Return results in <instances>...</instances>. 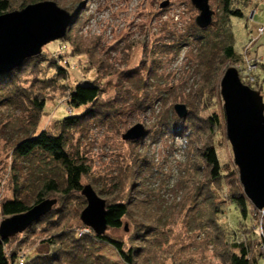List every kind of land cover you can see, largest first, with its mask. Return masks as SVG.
Listing matches in <instances>:
<instances>
[{"label":"rangeland","instance_id":"obj_1","mask_svg":"<svg viewBox=\"0 0 264 264\" xmlns=\"http://www.w3.org/2000/svg\"><path fill=\"white\" fill-rule=\"evenodd\" d=\"M11 1L15 10L31 4L25 0L26 5L16 9L19 0ZM163 1L166 0L55 2L70 12L74 20L66 34L68 41L64 37L42 48L40 55L48 64L45 63L40 76L53 77L54 71L48 66L59 61L57 64L66 69L67 79L54 88H26L33 91V95H41L45 101L35 135L43 130L55 133V127L64 117L78 115L87 109L72 110L68 106L69 93L79 82L99 84L104 91L103 101L114 98L117 88H123L117 116L106 122L97 120L87 129L74 132L69 143L70 150L78 153L89 167L82 185H90L108 204L121 202L129 206L131 216L123 219L121 228L107 230L106 235L126 242L134 218L142 223V228H156L153 235L150 233L147 237L152 245H147L141 264H220L210 235L189 226L188 216L197 204L203 209L202 199L197 194L208 179L200 159V151L206 146L215 147L223 167L221 190L215 193V206L218 205L222 212L221 216L215 217L219 219L220 230L227 226L223 213L226 212L227 195L239 191L234 185L238 171L226 137L219 87L224 71L234 66L224 63L208 83L202 72L194 74L199 43L188 35L192 33L191 26L195 24L198 12L190 0H169L168 6L161 9L159 5ZM256 2L243 18L231 19V31L234 50L246 62L240 64V67H246L243 74H248L249 81H253L254 90L260 92L261 89L264 103V34L259 36L257 33V28L264 25V0ZM209 5L214 11V21L221 14L219 0H209ZM180 35L184 44L173 45V38ZM168 48L173 52L168 54ZM253 62H256L255 66ZM125 72L133 74V81L124 75ZM257 81L260 89L255 86ZM142 88H149L148 92L162 91L151 109L143 110L138 105L145 96ZM202 91L206 92L205 97ZM136 99L138 102L135 103ZM177 103L184 104L188 116L189 113L192 115L185 124L173 112ZM19 111L0 107V203L14 194H22L31 204L43 180L53 172L56 177L62 176L59 167L53 166L52 170L46 165L47 158L21 161L14 156L13 145L23 137L19 128L26 123L25 116ZM215 116L218 123L209 128L206 120ZM138 123L144 126L146 136L137 143L123 141L122 134ZM179 125L187 132H179ZM43 199L56 200L51 211L62 210L60 214L65 211L68 214L59 227L47 230L49 233L37 229L35 235L30 234L32 230L17 235L16 248L21 251L24 264L37 256L54 254L56 247L47 244L49 236L70 230L77 231L78 235L85 233L84 228H87L79 220L86 201L81 204L72 196L64 198L57 193L46 194ZM223 200H226L225 206L220 205ZM3 219L0 215V222ZM237 232V241L249 246L251 258L264 264V241L261 245L264 210L249 207L246 224H242ZM92 246L108 261L124 264L110 245L92 240Z\"/></svg>","mask_w":264,"mask_h":264},{"label":"trees","instance_id":"obj_2","mask_svg":"<svg viewBox=\"0 0 264 264\" xmlns=\"http://www.w3.org/2000/svg\"><path fill=\"white\" fill-rule=\"evenodd\" d=\"M24 1L19 0V5L16 9L24 7L26 5L23 3ZM27 1H29L28 3L34 4L45 0ZM49 1L58 2L59 0ZM256 1L219 0L220 17L212 21V24L206 29H199L195 24L191 26L192 33L188 37H192L193 41L199 43L195 55L194 74L202 72L203 77L205 76L206 83L211 78H214V75L218 74L224 63L229 62L237 69L241 82L254 90L255 87L252 85L253 81H249L248 74H243L246 67H240V64H246V62L234 50L231 19L243 18L244 13L256 5ZM14 10L15 6L12 5L11 0H0V15ZM253 11H255V8ZM66 41H68L67 38ZM178 42L179 44H184L181 35L173 38V45H177ZM172 52L173 49L168 48L167 53ZM57 62L59 63V61ZM57 62L48 66L50 70L54 71L53 77H47L45 75L44 78H41L40 76L44 71L43 67L45 63L48 64L43 55L25 59L21 65L0 76V107L13 110L19 109V112L25 116L26 120L25 125L19 128L23 131V137L18 139L13 145L12 152L14 156L21 161H29L35 158L46 160L47 158L48 163L46 165H50L52 170L53 166L59 167L62 171L61 177H56L53 172L50 177L43 180L42 187L35 192L36 195L32 200V205L25 200L26 198L22 194H14L10 199L2 201L0 203V215L4 219L26 212L33 205L44 200L43 198L46 197V194L50 193L60 194L64 198L72 196L76 201L78 200L79 203L84 204L85 198L81 194L84 186L81 181L84 177L88 176L89 167L86 165L84 159L78 156V153L75 154L70 150L69 143H71V136L76 131L87 129L91 123L97 120L105 122L112 120L117 116V111L121 109V91L123 88H117L118 90L114 98L103 101L102 95L104 91L103 88H100L99 84L79 82L69 93L68 106L72 110L87 109L78 115L64 117L55 127V133L43 130L35 135L36 127L44 111L45 101L44 98H41V95H33L35 93L26 88H54L60 81H65L67 79L66 69L62 68ZM253 63L255 66L256 62ZM124 75H127L126 77H129L128 79L130 81H133V74L125 72ZM256 85L258 86V81ZM135 89L140 91V88ZM142 89L145 96L138 105L143 110L145 108L151 109L153 103L159 100V95L162 91L153 89L148 92L147 90L149 88ZM39 93L40 90L38 95ZM146 94L148 95L146 96ZM202 94L205 97L206 92L202 91ZM136 102H138L137 99ZM191 119L192 115L189 113L187 120L183 119L182 123L185 124ZM206 121L209 128L218 123L216 116ZM162 122L165 124L164 120ZM199 122L204 123L205 121ZM177 129H181L179 132H187L181 125ZM145 134H147L146 130ZM139 140L128 142L137 143ZM200 159L205 165L208 179L206 180L205 187H200L197 194V197L202 199L201 204L203 205V209L200 207V204L192 207L194 210L188 216L189 226H193L194 229L200 228V230L210 235L214 243L216 258L220 261V264H259L258 259L251 258V251L248 249L249 246L247 247L244 242L237 241L239 239L236 238V235H238L236 233H238L237 231H239L240 226L242 224L245 225L249 217V207H252L254 210L256 209L245 197L242 186L236 177L234 185L237 191L239 189L238 194L231 193L229 196L227 195V205L226 200H223L221 203L219 202L220 205H226V212L223 213L227 219L226 229L220 230L217 224L219 219L215 217L221 216L222 212L218 205L215 206V193L221 190L220 184L222 176L224 175L223 167L220 165L215 147L212 145L206 146L200 151ZM106 211V231L121 228L123 219L131 216L129 206L121 202L106 203ZM61 212L62 210H57V212L52 210L35 221L24 232L32 230L30 234L35 235L37 229H40L42 232H47V230L51 231L59 227L65 215L68 214L66 211L63 214H60ZM131 225L132 229L126 242L110 238L106 235V232L103 235H96L94 232H90L91 234L78 236L77 231L70 230L67 233L62 231L60 234L51 235L48 238L47 244L53 248L56 247L54 254L50 256H37L25 264H114L94 251L92 240L101 241L110 245L124 264H141V261L143 262L145 258L144 251L147 245H152L147 237H149L148 235L150 233L153 235V230L156 228H142V223L137 222L134 218ZM17 235L7 239L0 238V264H17L20 261L24 264V258L20 255L21 251L16 248ZM263 241L261 240V245H263ZM14 243L15 246L12 247Z\"/></svg>","mask_w":264,"mask_h":264},{"label":"water","instance_id":"obj_3","mask_svg":"<svg viewBox=\"0 0 264 264\" xmlns=\"http://www.w3.org/2000/svg\"><path fill=\"white\" fill-rule=\"evenodd\" d=\"M190 2L198 12L195 17L196 27L208 28L214 17L209 0ZM168 4L169 0H166L159 7L162 9ZM72 23L70 12L48 0L0 15V76L21 65L25 59L40 55L47 44L63 39ZM219 87L226 137L231 147L233 164L238 171L239 183L250 204L258 211L264 210L263 98L259 91L241 82L235 67L224 71ZM173 111L178 119H186L188 116L184 104H175ZM145 136L144 126L138 123L122 134L121 138L123 141H137ZM81 194L86 201V207L80 213L82 224L96 235H103L107 229L105 200L90 185H85ZM55 203L54 199H45L26 212L3 219L0 222V238L7 239L21 234L49 213Z\"/></svg>","mask_w":264,"mask_h":264},{"label":"built area","instance_id":"obj_4","mask_svg":"<svg viewBox=\"0 0 264 264\" xmlns=\"http://www.w3.org/2000/svg\"><path fill=\"white\" fill-rule=\"evenodd\" d=\"M257 32H258V35H262L263 33H264V25L263 26H261V27H259L258 29H257ZM85 230V233H90V229L89 228H84ZM85 233H79L78 235L79 236H81V235H83V234H85ZM17 264H23V262L22 261H20V262H18Z\"/></svg>","mask_w":264,"mask_h":264},{"label":"crops","instance_id":"obj_5","mask_svg":"<svg viewBox=\"0 0 264 264\" xmlns=\"http://www.w3.org/2000/svg\"><path fill=\"white\" fill-rule=\"evenodd\" d=\"M253 14H254V12H253ZM250 18H251V16H250Z\"/></svg>","mask_w":264,"mask_h":264}]
</instances>
